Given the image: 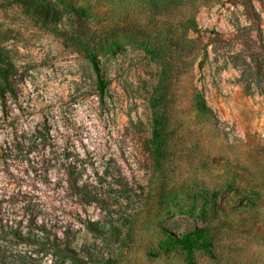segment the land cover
<instances>
[{"label": "rangeland", "instance_id": "374dc122", "mask_svg": "<svg viewBox=\"0 0 264 264\" xmlns=\"http://www.w3.org/2000/svg\"><path fill=\"white\" fill-rule=\"evenodd\" d=\"M48 1L53 27L0 0V127L43 126L127 180L123 225L74 226L64 264H264V0ZM194 229L208 241L175 242Z\"/></svg>", "mask_w": 264, "mask_h": 264}, {"label": "trees", "instance_id": "16d2710c", "mask_svg": "<svg viewBox=\"0 0 264 264\" xmlns=\"http://www.w3.org/2000/svg\"><path fill=\"white\" fill-rule=\"evenodd\" d=\"M17 1L43 26H56L62 18L60 9L48 0ZM87 54L93 62V56ZM97 88L100 92L104 89L101 79ZM196 104L202 110L209 108L198 96ZM0 132V158L6 168H14V172L6 169L13 186L10 194L0 199V264H64L80 254V236L74 226L100 235L102 228L123 225L116 207L124 199L127 180L119 178L104 157H99V165L94 155L80 157L43 126L27 130L1 126ZM8 159L13 164L6 163ZM2 201L9 204L8 208ZM91 208L97 210L96 218ZM128 222L130 226L134 217ZM174 240L190 249L208 237L203 229H194ZM83 254L92 255L89 251Z\"/></svg>", "mask_w": 264, "mask_h": 264}]
</instances>
